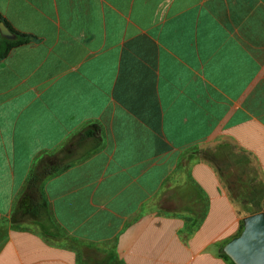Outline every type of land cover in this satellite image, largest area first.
<instances>
[{
  "label": "crops",
  "instance_id": "obj_1",
  "mask_svg": "<svg viewBox=\"0 0 264 264\" xmlns=\"http://www.w3.org/2000/svg\"><path fill=\"white\" fill-rule=\"evenodd\" d=\"M0 14L37 37L0 60V264H235L224 247L247 214L224 173L243 162L264 187V0ZM91 125L100 138L80 135ZM44 156L67 165L43 185L50 234L9 223Z\"/></svg>",
  "mask_w": 264,
  "mask_h": 264
},
{
  "label": "trees",
  "instance_id": "obj_2",
  "mask_svg": "<svg viewBox=\"0 0 264 264\" xmlns=\"http://www.w3.org/2000/svg\"><path fill=\"white\" fill-rule=\"evenodd\" d=\"M0 22H4L11 30L14 38L7 39L0 35V60L4 59L13 48L37 40V37L31 34L20 32L13 28L9 22L3 18L0 14ZM82 137L95 135L96 138H100L99 130L96 125H91L80 133ZM64 151V149H63ZM51 157L44 156L38 162L35 170L33 171L27 186L21 196L19 197L16 207L9 218V223L15 227H21L31 222H37L41 225L43 230L50 234L49 226L53 225V218L51 210L47 200L44 197L43 185L45 181L60 172L67 165L62 163L60 158L57 162H53L49 159ZM264 187H251L250 198L259 197L262 199ZM255 209L252 213L262 210L260 202L254 203ZM251 213V214H252ZM225 256L229 257L226 253ZM111 264H121L116 254L109 255Z\"/></svg>",
  "mask_w": 264,
  "mask_h": 264
},
{
  "label": "water",
  "instance_id": "obj_3",
  "mask_svg": "<svg viewBox=\"0 0 264 264\" xmlns=\"http://www.w3.org/2000/svg\"><path fill=\"white\" fill-rule=\"evenodd\" d=\"M0 33L14 38L4 22H0ZM224 251L235 264H264V211L247 215L242 232L225 245Z\"/></svg>",
  "mask_w": 264,
  "mask_h": 264
},
{
  "label": "rangeland",
  "instance_id": "obj_4",
  "mask_svg": "<svg viewBox=\"0 0 264 264\" xmlns=\"http://www.w3.org/2000/svg\"><path fill=\"white\" fill-rule=\"evenodd\" d=\"M240 166L241 168H237L236 172L226 170L224 175L226 182L231 189L232 195L235 197L240 209L249 215L255 209L253 199L250 198L248 193L250 190L248 184L251 180L252 172L244 168L243 162H241ZM91 256L96 260H100L102 258V254L99 252H93V255ZM92 264H95V261H92Z\"/></svg>",
  "mask_w": 264,
  "mask_h": 264
}]
</instances>
